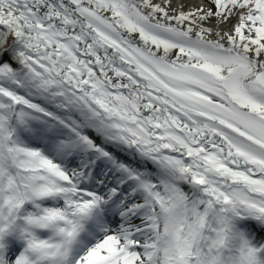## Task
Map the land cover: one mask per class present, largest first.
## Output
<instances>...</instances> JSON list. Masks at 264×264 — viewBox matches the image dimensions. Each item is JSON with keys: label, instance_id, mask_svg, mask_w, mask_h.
Masks as SVG:
<instances>
[{"label": "snow or ice", "instance_id": "obj_1", "mask_svg": "<svg viewBox=\"0 0 264 264\" xmlns=\"http://www.w3.org/2000/svg\"><path fill=\"white\" fill-rule=\"evenodd\" d=\"M0 264H264V0H0Z\"/></svg>", "mask_w": 264, "mask_h": 264}]
</instances>
